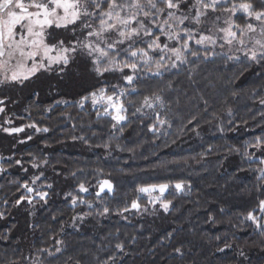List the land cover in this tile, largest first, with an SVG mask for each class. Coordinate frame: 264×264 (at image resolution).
<instances>
[{
  "label": "trees",
  "instance_id": "obj_1",
  "mask_svg": "<svg viewBox=\"0 0 264 264\" xmlns=\"http://www.w3.org/2000/svg\"><path fill=\"white\" fill-rule=\"evenodd\" d=\"M261 74L256 66L217 60L198 67L181 66L180 71L153 78L155 87L180 99L169 113L173 126L157 135L148 130V118L137 117H130L131 123L122 133L117 132L111 129L108 117L97 119L92 109L73 107L71 102L79 97L67 90L48 99L32 94L19 118L26 126L36 124L49 131L32 128V143L18 156L24 154L26 163L46 159V166L65 178L67 193L81 182L92 187L79 195L97 206L101 204L94 195L98 182L108 179L115 187L112 193L102 194L103 203L110 208L107 216L97 215L86 205L73 206L66 195L54 199L48 190L47 203L34 217L30 252L26 253L15 235L17 223L12 215L17 207L12 202L23 193L19 185L29 179L18 170L16 158L3 161L0 211L7 210L4 219L8 222L0 225V237H6L0 239V264L8 260L30 264L23 259L30 254L40 264H98L96 257L104 259L114 253L118 240L127 246L119 264H264V231L245 219L257 200L264 198L260 188L264 181L256 171L264 167L260 164L264 155L250 147L247 151L258 159L249 161L243 154L247 142L264 135V105L256 95L264 89ZM143 91L148 94L147 88ZM135 99L139 103L143 97ZM60 100L70 103L58 104ZM77 136L87 143L74 140ZM105 143L111 148H105ZM180 180L190 182L191 187L182 193L171 188L172 195L165 193L173 205L168 212L160 210L141 219L134 210L123 215L111 211L138 197L141 206H147V199L137 191L142 184ZM79 213H89L81 230L71 227ZM169 232L173 238L165 239ZM60 240L64 243L57 244ZM180 245L183 256L173 252ZM55 247L62 249L55 256L38 253Z\"/></svg>",
  "mask_w": 264,
  "mask_h": 264
},
{
  "label": "snow or ice",
  "instance_id": "obj_2",
  "mask_svg": "<svg viewBox=\"0 0 264 264\" xmlns=\"http://www.w3.org/2000/svg\"><path fill=\"white\" fill-rule=\"evenodd\" d=\"M217 60L256 66L262 70L261 79H264V0H0V89L30 88L38 98L41 90L53 87L54 76L55 86L62 94L67 90L79 97L71 102L73 107H88L97 119L108 117L111 129L120 133L131 123L130 117L148 118V130L154 135L166 127L171 128L169 113L173 105H179L180 99H172L166 95L167 89L155 87L153 78L180 71L181 66L198 67L202 62ZM168 87L171 88V83ZM144 88L148 94L144 93ZM256 95L264 105V89ZM140 96L143 99L137 103L135 97ZM57 103L68 105L70 102ZM4 104L5 100L0 99V105ZM4 112L5 108L0 107V113ZM228 114L231 115V110ZM11 123L9 119L4 122ZM28 127L49 131L36 124ZM0 130L14 134L23 132L24 128L0 124ZM219 130L223 132L224 128ZM73 139L87 143L83 136ZM103 146L111 148L109 143ZM249 147L264 155V135L254 137L244 146L243 154L249 161L258 159L255 153L247 151ZM233 150L240 151L230 149ZM15 164L22 162L15 160ZM41 164L47 165L48 161L45 159L32 166L40 168ZM260 164L264 165V160H260ZM4 171L0 165V173ZM256 171L258 179L264 181V167ZM71 175L76 177L77 174ZM42 176V171L35 175L31 179L32 186L28 182L19 185L23 193L12 202L15 207L26 203L34 209L40 202L47 203L49 191L45 188L52 189V184L36 186ZM114 187L108 179L98 182L94 195L101 201L100 206L79 195L89 192L83 182L65 198L71 197L73 206L86 205L97 211V215L107 216L110 208L103 203L102 194L112 193ZM186 187H191L190 182L180 180L142 184L137 191L148 196V204L153 208L158 204L168 212L173 205L165 193L172 195L170 188L182 193ZM260 188L264 190V183ZM4 203L8 204L7 199ZM132 210L146 213L148 207H142L138 197L130 205L111 211L123 215ZM257 212L264 213V198L258 199L245 217L264 231V215L258 216ZM29 214L34 216L35 212ZM6 215L7 210L0 211V219ZM88 215H77L73 221H82ZM171 238L173 233H167L165 239ZM63 243L57 241V244ZM113 247L115 252L106 258L96 257L98 264H119L127 246L118 240ZM61 251L60 247H55L54 251L40 249L38 253L55 256ZM173 252L183 256V245L174 247ZM240 255L245 253L241 251ZM30 258L31 254L23 257L25 261ZM4 264L18 262L8 260Z\"/></svg>",
  "mask_w": 264,
  "mask_h": 264
},
{
  "label": "rangeland",
  "instance_id": "obj_3",
  "mask_svg": "<svg viewBox=\"0 0 264 264\" xmlns=\"http://www.w3.org/2000/svg\"><path fill=\"white\" fill-rule=\"evenodd\" d=\"M51 83L53 87L51 89H43L40 91V97L41 99H48L52 96L56 95V92L60 93V89L57 88L55 85L57 83L55 77L53 76ZM3 90L7 92L6 95H3ZM2 91V92H1ZM1 92V99L5 100V104L1 105L0 107L5 108L4 113H0V124H3L5 127H22L24 128L23 132L20 133H14L9 134L2 130H0V157H3V159H0V165H2V162L5 160H12L16 158L15 160H21L22 164L18 165V170L29 179V184L31 185V179L38 175L41 171L43 172V176L41 177L40 181L36 182V186L41 185V181L45 178L49 179V182H43L44 185L52 184V191L51 197L56 199L58 197H61L63 195H67V183L65 181V178L60 174L56 173L53 169L48 168L46 165L41 164L40 168H34L33 162L32 163H26L24 162L25 155L22 154L21 156H18V152L21 153L24 147L30 145L32 143V138L29 140L27 139L28 136H31L32 133V127H28L22 123V118H19L21 110L24 108L25 103L27 99L32 95L30 88H4L0 89ZM9 119L12 121L11 124H4L5 120ZM32 137V136H31ZM23 140L24 143H20V141ZM39 164V163H38ZM23 169H27V172H25ZM2 173H0L1 175ZM89 191L92 187H88ZM96 191L98 190V187L95 188ZM45 190H49L46 189ZM153 195H158V193H153ZM141 196L145 197L148 201V196L146 194H141ZM45 203L40 202L36 204L35 208L32 209L30 206H28L26 203L20 205L16 208L12 215V219H14L17 223L15 228V235L18 237L20 244L22 247L24 246L25 252H30V240H31V228L33 225L34 217L38 210H40ZM144 207V206H142ZM148 212H138L139 217L141 219H146L147 215L153 216V214H156L158 211L163 210L160 208V206L157 204L155 208L152 207V205L147 204ZM31 211L35 212V215H30L29 213ZM135 211V210H134ZM77 215H83L81 213ZM127 218V217H126ZM86 219L82 221H73L71 224L72 228L81 230L86 225ZM132 221V220H131ZM8 222L7 219H0V225H5ZM32 256V255H31ZM28 262L30 264H40L38 260L31 257Z\"/></svg>",
  "mask_w": 264,
  "mask_h": 264
},
{
  "label": "flooded vegetation",
  "instance_id": "obj_4",
  "mask_svg": "<svg viewBox=\"0 0 264 264\" xmlns=\"http://www.w3.org/2000/svg\"><path fill=\"white\" fill-rule=\"evenodd\" d=\"M2 92V91H1ZM1 92H0V94H1ZM1 96V95H0ZM0 99H1V97H0ZM1 106V105H0Z\"/></svg>",
  "mask_w": 264,
  "mask_h": 264
}]
</instances>
